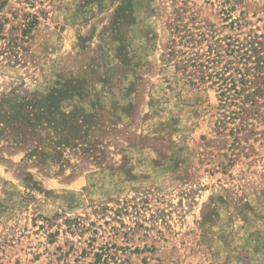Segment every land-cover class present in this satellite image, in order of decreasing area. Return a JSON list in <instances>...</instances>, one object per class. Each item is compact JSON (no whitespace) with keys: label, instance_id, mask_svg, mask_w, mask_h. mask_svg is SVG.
Returning <instances> with one entry per match:
<instances>
[{"label":"rangeland","instance_id":"1","mask_svg":"<svg viewBox=\"0 0 264 264\" xmlns=\"http://www.w3.org/2000/svg\"><path fill=\"white\" fill-rule=\"evenodd\" d=\"M251 40L264 0H0V264H264V67L244 112L177 68Z\"/></svg>","mask_w":264,"mask_h":264},{"label":"trees","instance_id":"2","mask_svg":"<svg viewBox=\"0 0 264 264\" xmlns=\"http://www.w3.org/2000/svg\"><path fill=\"white\" fill-rule=\"evenodd\" d=\"M31 24V23H30ZM26 24L23 31L27 32L29 27ZM257 41H249L248 48L243 49L239 45L228 44L226 49H216L213 51H207L206 58L197 61L193 55H187L183 52L177 62V68H181V71L185 73L187 79L192 84H196L197 81H209L210 86L215 88L218 99L221 105L235 104L239 108L240 112H244L242 108L246 101L250 102V105L254 106L256 97L263 93L261 87L255 86L249 89V84L253 83V79L258 77V73L264 67L261 65V61L258 57L254 61V66L250 65L251 57L254 56L252 52H256L257 48L255 43ZM221 51V52H220ZM174 55V51H171ZM213 52V53H212ZM210 53L213 55L210 56ZM223 53L234 54L243 59L242 66L233 65V61L226 60L221 63L220 58L223 57ZM256 70V72H254ZM197 74L196 80L194 81L190 76Z\"/></svg>","mask_w":264,"mask_h":264}]
</instances>
